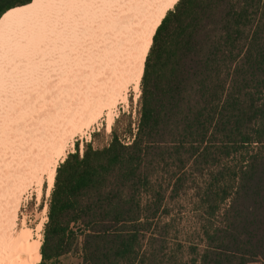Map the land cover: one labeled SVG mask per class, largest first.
<instances>
[{
	"label": "trees",
	"instance_id": "16d2710c",
	"mask_svg": "<svg viewBox=\"0 0 264 264\" xmlns=\"http://www.w3.org/2000/svg\"><path fill=\"white\" fill-rule=\"evenodd\" d=\"M165 13L135 116L59 163L38 264H264V0Z\"/></svg>",
	"mask_w": 264,
	"mask_h": 264
},
{
	"label": "bare ground",
	"instance_id": "6f19581e",
	"mask_svg": "<svg viewBox=\"0 0 264 264\" xmlns=\"http://www.w3.org/2000/svg\"><path fill=\"white\" fill-rule=\"evenodd\" d=\"M169 9L151 0H85L39 4L0 18V264H38L48 217L35 227L23 220L17 229L24 190L36 179L41 197L47 180L50 194L76 136L91 135L102 117L111 127L130 86L139 97L148 45ZM27 24L38 40L55 36L57 50L42 40L29 56L32 68L9 85L25 60L17 53ZM33 40L26 41L29 50ZM49 46L54 53L47 56Z\"/></svg>",
	"mask_w": 264,
	"mask_h": 264
},
{
	"label": "rangeland",
	"instance_id": "374dc122",
	"mask_svg": "<svg viewBox=\"0 0 264 264\" xmlns=\"http://www.w3.org/2000/svg\"><path fill=\"white\" fill-rule=\"evenodd\" d=\"M83 5H85V4H83ZM32 21H34V18L32 19ZM43 27L44 26H41L40 29L44 30ZM29 28H30L31 31H29ZM32 28L33 27L30 24H27L26 27H25L26 31L23 30L21 32V34H20V36H22L21 45H20L22 48H19V51H18L17 55L21 54L22 56L20 55V57L21 58H25V60L23 61L22 64L20 63V65H19L20 66V68H19L20 70L14 76V78L11 79V83L9 85H11L13 83L12 81L17 79V77L20 75L22 70H24L26 67H28L30 69L32 68L31 67L32 64L29 62V56H30L31 53L33 55V54H35L36 52L39 51V48H40L41 44L43 43V41L49 39L48 42H51L50 43L51 49L53 48V49L57 50V48H56L57 46L55 47V44H57L55 42L56 41V37L55 36L52 37L51 35L50 36L45 35V36H42L41 39L39 38V40H38L37 39V34L28 35L33 30H35V28H33V29ZM37 28H38V31H39V26H37L36 29ZM25 34H27V35H25ZM34 36H36V37L34 38ZM31 38H32V40L34 38V40L32 41V45H31L32 48L29 50L30 47H28V43L30 42ZM66 45L68 46L69 43L67 42ZM50 46L48 47V51L44 50L46 52L47 56H49L51 54V52L53 51V50L49 51ZM33 49H35V50H33ZM36 49H38V50H36ZM22 50H24V51H22ZM52 53H54V51ZM72 53H76V52L72 51ZM25 54H26V56H25ZM21 60H23V59H21ZM30 61H31V59H30ZM76 61H78V59ZM39 62H44V61H39ZM74 62L75 61H73L72 64H75ZM57 63H59V62H57ZM40 66L43 67L42 65H40ZM51 66H53V65H51ZM128 98H129L128 102H120L118 104V107L116 108L117 113L115 115V118L118 117L123 112L126 113V114L131 113L133 116H135V113H136L135 112V107H136L138 98L136 99V93H135V91H134L132 86H130L129 89H128ZM0 110H1V107H0ZM112 124H113V122H112ZM111 127H112V125H111ZM111 127L107 123V121L105 120V117H102L98 121V123L96 122L92 126V128L90 129L91 135L86 133L83 136L82 135L76 136L75 145L74 146H68L67 153L71 152V151H75V149H76V140L79 141V147H80V149L82 151L83 150V146H84V142L85 141H90L92 139V132L101 130V131H103V134L105 136V135L109 134V132H110L109 130L111 129ZM102 139H104V138H102ZM36 184H37L36 179H32V182L30 184L31 186L29 185L28 188L26 190H24V193H23L24 197L22 196V203H21L22 206H20V208H19L20 210L18 211L17 229L21 228L23 220L26 221L27 225H29L31 227H35L37 225V223L39 222V220L43 219L46 216L48 217V209H47V212L44 211L45 206L48 205L50 194H51V193L47 194L48 181L46 180L43 183L41 197H38V193L36 191ZM180 202L182 204L181 207H177L176 210H175L176 214L179 213L178 211L181 210L180 213H179V216H177V223H178L177 226L181 230L180 235L182 236V238H186V236L192 234L191 232L193 231L194 227L197 226L198 223H197V218L194 216L195 213H193L190 210L191 207H190V203H189L190 202L189 197L188 198H185V197L181 198ZM175 206H178V205H175ZM47 220H48V218H47ZM47 220H46V222H47ZM44 228H45V224H44L43 229H42V231H43L42 232V234H43L42 240H43V237H44ZM76 261L77 260H75V259H70L69 260V262H71V264H75ZM256 264H258V262H256Z\"/></svg>",
	"mask_w": 264,
	"mask_h": 264
},
{
	"label": "snow or ice",
	"instance_id": "6c2138e0",
	"mask_svg": "<svg viewBox=\"0 0 264 264\" xmlns=\"http://www.w3.org/2000/svg\"><path fill=\"white\" fill-rule=\"evenodd\" d=\"M65 2H85V0H10L9 5H7V11L5 6L0 5V18L9 14H22L28 11L33 10L36 5L44 3H65ZM152 3H167L170 6V11L178 9L180 5L184 3V0H151ZM174 14V12H173ZM159 27V26H158ZM158 43L157 35L153 34L152 43L148 45L149 52L154 51L155 45ZM149 59L148 55H145L146 66L145 69L141 72V75H144L147 71V60ZM59 177L57 176L56 179Z\"/></svg>",
	"mask_w": 264,
	"mask_h": 264
}]
</instances>
